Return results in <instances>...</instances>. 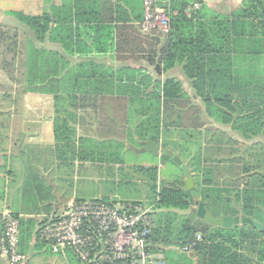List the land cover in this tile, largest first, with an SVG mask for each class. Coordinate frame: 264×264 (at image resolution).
I'll use <instances>...</instances> for the list:
<instances>
[{"label": "trees", "instance_id": "trees-1", "mask_svg": "<svg viewBox=\"0 0 264 264\" xmlns=\"http://www.w3.org/2000/svg\"><path fill=\"white\" fill-rule=\"evenodd\" d=\"M129 1L134 11L133 0ZM197 4L199 9L195 7ZM159 7L169 18L167 34L145 35L140 25L138 30L132 26L117 28L114 20L105 16L104 5L98 0H75L71 15L62 20L15 13L37 44L49 39L60 44L68 58L116 50L129 53V59L148 64V68L118 71L82 64L77 68L65 67L63 74L57 64L68 58L43 52L35 43L26 60L27 90L54 96L55 139L60 160L73 159L69 154L74 151L76 136L68 127V117L60 116L61 108H72L75 102L63 95L113 90L136 97L131 103H139L141 107L138 136L142 146L150 143L162 152L179 155L193 177L191 193L195 202L202 203L216 218L241 216L263 226V229L247 224L230 229L212 226L197 217L186 193L187 179L180 168V173L173 174L171 181L160 186L159 168H142L150 191L148 206L154 211L156 227L152 240L165 252L167 264H264V159L259 152L253 156L252 151L255 146L264 150L261 142L264 91L257 99L239 100L232 96L230 86L232 55H264V0H244L230 15L212 13L204 0H167ZM121 29L129 33L119 36ZM177 66L182 67L191 81L211 119L233 125L248 142L258 139L251 150L243 149V154L250 153L249 158H254L252 162L243 156L204 157L201 147L191 151L170 142V131L184 128L191 116L195 118L194 127L203 126L196 118L199 109L191 106L183 85L178 80L163 78ZM212 151L215 155L223 152L221 148ZM229 151L232 154V150H226ZM168 162L176 165L171 158L162 156V163ZM20 238L24 242V233ZM190 245L193 248L188 253L192 255L187 256L183 248Z\"/></svg>", "mask_w": 264, "mask_h": 264}, {"label": "crops", "instance_id": "crops-1", "mask_svg": "<svg viewBox=\"0 0 264 264\" xmlns=\"http://www.w3.org/2000/svg\"><path fill=\"white\" fill-rule=\"evenodd\" d=\"M243 1L204 0V5L217 15H230L242 6ZM98 2L104 5L105 16L114 20V26H132L138 30L140 21L135 19L144 18L143 0H133L134 11L131 10L129 0ZM166 2L159 0L160 5ZM74 6L75 0H0V203L21 222L20 237L23 231L24 242L21 243L20 238V252L25 256L22 264H34L40 254L54 255L52 264H58L60 260L61 264H82L71 252H56L50 246L39 243L36 235L41 225L51 216L62 214L78 202L100 199L125 203L118 201L115 196L92 189L91 185L97 181H110L100 177L98 172L111 175L115 172L123 173L127 168L136 171L160 168L163 165L161 148L153 145L159 154L152 153L146 149L147 144L142 146L138 136V125L142 119L138 112L141 107L139 103H131L137 98L113 90L76 93L69 97L63 95L65 99H73L75 102L72 108H61L60 116L68 117V127L72 128L76 136L74 151L69 154L73 159L58 158L54 96L27 90L25 71L29 46L15 45L12 55L5 56L4 39L8 32H21L25 36L23 39H34L26 26L16 19L15 13L30 17L47 15L52 20H62L71 15ZM126 33L129 31L121 29L118 35L124 36ZM133 33L136 35L134 30ZM37 47H41L43 52L68 58L62 46L49 39L41 45L37 44ZM142 49H145L144 43ZM129 55L113 50L102 55L68 58L67 61L58 62L57 67L63 74L65 67L77 68L82 64L115 71L123 68H148L146 61L129 59ZM163 78L178 80L183 85L191 106L199 109L196 118L203 124L200 128L194 127L192 124L195 118L191 116L186 120L184 128L172 129V138L176 135L184 137L178 140L175 138L174 144L191 151L201 147L204 157L218 159L243 156L249 162L250 153L243 154L241 150H251L258 139L248 142L233 125L220 124L211 119L203 100L197 96L181 66ZM109 83L113 82L110 80ZM230 86L235 99L259 98L264 91V55H232ZM215 148H221L223 152L215 155L212 151ZM129 150L150 153L153 160H146L140 165L128 164L124 157ZM226 150H232V154ZM160 181L159 177L158 186ZM145 199L147 202H142L148 206V194ZM3 231L4 223L0 215V235ZM0 264L10 262L0 256Z\"/></svg>", "mask_w": 264, "mask_h": 264}, {"label": "built area", "instance_id": "built-area-1", "mask_svg": "<svg viewBox=\"0 0 264 264\" xmlns=\"http://www.w3.org/2000/svg\"><path fill=\"white\" fill-rule=\"evenodd\" d=\"M143 6L141 32L169 33V18L159 7V0H143ZM195 7L199 9L200 5ZM153 213V207L139 203L82 201L51 216L41 225L38 237L56 252H71L82 264H167L165 252L152 240L156 227ZM0 215L4 223L0 256L10 264H22L25 256L20 252L21 222L1 203ZM192 248L193 245L187 246L183 252Z\"/></svg>", "mask_w": 264, "mask_h": 264}, {"label": "rangeland", "instance_id": "rangeland-1", "mask_svg": "<svg viewBox=\"0 0 264 264\" xmlns=\"http://www.w3.org/2000/svg\"><path fill=\"white\" fill-rule=\"evenodd\" d=\"M17 19V18H16ZM18 20V19H17ZM25 26V25H24ZM27 28V27H26ZM23 37H25L24 35L21 34V32H8L6 33V37L4 39V47L6 48L5 53H7V55L5 56H9L12 55V51L15 45H28L29 49H28V53L30 49L34 46V44L36 43V40H29V39H23ZM37 44V43H36ZM181 137V139H183L184 137L181 135H176V137L172 138L170 137L169 140L170 142L174 143L173 140L176 138L177 140ZM261 142H263L262 144L264 145V140H261ZM127 152L125 155V160L126 163L128 164H134V165H140L141 163H143L146 160H153V157L151 156L150 153H138L137 151H131ZM253 151V156L256 154L261 153L263 155L262 159H264V150H259L258 148H254ZM241 152H243L241 150ZM260 154V155H261ZM182 155L184 157H186V154H184L182 152ZM259 155V157H260ZM254 158H249V160L252 162ZM159 172H160V180H161V184H163L165 181H171L172 180V176L173 174H177L180 173L179 167L177 165H174L171 162L168 163H164L160 168H159ZM99 176L102 178H106V180H110L109 182H105V181H97L96 184H92L91 187L92 189H96L100 192H103L104 194L115 196L116 199L120 202H126V203H145L147 202L146 195L150 192L149 191V186H148V180L145 176V174H143V172L140 171V169L134 171V170H129L127 168V170L123 173L119 172H115L113 174H101L100 172ZM180 176V175H179ZM182 176V175H181ZM186 178V177H185ZM90 186V185H88ZM146 200L145 202H142ZM195 201V200H194ZM193 209L197 210V206L193 205ZM33 234V233H31ZM39 230L37 232L36 235V239L39 243L41 244H45L44 242H42L39 237ZM22 236H23V231H22ZM47 246V244H45ZM49 248V247H48ZM186 253V252H184ZM187 256H191L192 253H188L186 254ZM40 258H38L34 264H52L51 259L54 258V255L51 254H40L39 256ZM60 260V259H59ZM61 264V260L60 263ZM62 264H64V262H62ZM78 264V263H77Z\"/></svg>", "mask_w": 264, "mask_h": 264}, {"label": "water", "instance_id": "water-1", "mask_svg": "<svg viewBox=\"0 0 264 264\" xmlns=\"http://www.w3.org/2000/svg\"><path fill=\"white\" fill-rule=\"evenodd\" d=\"M146 149L156 155L159 154V150H157L152 144H147ZM162 154L166 157L171 158L173 162L183 171L187 179L186 180V193L189 196L191 204L197 206L196 215L199 219L205 221L206 223L212 226L227 228V229H230L235 226L242 225V224L243 225L247 224L255 228L263 229V226H261L257 222H254L250 218H245L241 216H235V217L228 216V217H223V218H216L210 213H208L204 205L202 203H195L192 197L191 191L194 186V181H193V177L190 175V171L187 168V166L182 162V160L178 156L174 155L171 152L166 151V152H163Z\"/></svg>", "mask_w": 264, "mask_h": 264}]
</instances>
